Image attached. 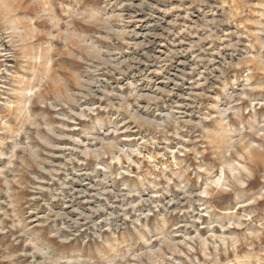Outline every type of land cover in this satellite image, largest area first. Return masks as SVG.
I'll return each mask as SVG.
<instances>
[{"label":"rangeland","instance_id":"obj_1","mask_svg":"<svg viewBox=\"0 0 264 264\" xmlns=\"http://www.w3.org/2000/svg\"><path fill=\"white\" fill-rule=\"evenodd\" d=\"M61 8L71 5L0 0V264L31 261L37 217L72 207L103 224L81 241L103 245L102 264H264V153L236 159L253 137L244 129L264 122L259 93L241 98L264 72V0H92L88 23L85 9L69 19ZM73 71L79 86L58 88ZM230 104L227 125L201 121ZM225 135L239 139L217 160ZM221 169L223 187L208 188ZM153 204L143 228L124 221Z\"/></svg>","mask_w":264,"mask_h":264},{"label":"clouds","instance_id":"obj_2","mask_svg":"<svg viewBox=\"0 0 264 264\" xmlns=\"http://www.w3.org/2000/svg\"><path fill=\"white\" fill-rule=\"evenodd\" d=\"M116 2V0H113ZM223 74V69L220 71ZM215 80H220V76H216ZM212 87H217L215 83L211 85ZM158 92H163V89H158ZM167 95H171L168 93ZM167 95L153 97L154 101H163ZM203 95V93L201 94ZM137 100L141 97H136ZM233 102L236 103L235 97H233ZM264 103H261V105ZM231 108H226L223 110H217L215 117L204 116V119H214L219 118V120L227 125L229 120V113L232 115H238L233 104H230ZM260 105V106H261ZM232 118V116H231ZM230 118V119H231ZM197 127L201 126V122L196 124ZM245 132H251L252 130L244 129ZM257 131H259L257 127ZM239 136L225 135L218 138L212 145L213 151L215 153V158L219 160L220 158H230L232 156L233 146L236 144ZM255 139L260 143H264V138L257 136L249 137V141ZM198 156L203 155V153H198ZM242 156V155H241ZM236 159H240V157ZM243 161V160H241ZM201 170V169H200ZM204 170V169H203ZM55 198V197H54ZM65 207H68L65 205ZM135 210V205L132 206ZM151 211V210H150ZM73 216L70 213H77ZM95 213L85 214L83 211H79L78 208H70L69 213H52L48 212L37 217V224L33 226L34 230L28 233V244L31 246V251L25 253V257L31 256V261L29 264H50L52 262L49 259V255L59 256H84L91 257L95 260V264H102V257L105 254V249L100 243H88L86 247L81 246V241L85 240L86 237L91 239L90 233H94L96 236H100L104 233V226L99 219L94 220L92 217ZM148 214L145 212H137L136 218L130 220L128 216H124V221H127L132 227L138 230L144 227L142 219H146ZM51 226L55 231H47L45 234V229ZM127 226V225H125ZM107 237L105 236V239ZM18 264H23V261L18 262ZM53 264V262H52ZM56 264H64L62 261H57ZM82 264H90L89 260L82 261Z\"/></svg>","mask_w":264,"mask_h":264},{"label":"snow or ice","instance_id":"obj_3","mask_svg":"<svg viewBox=\"0 0 264 264\" xmlns=\"http://www.w3.org/2000/svg\"><path fill=\"white\" fill-rule=\"evenodd\" d=\"M56 3H61V4H65V5L70 4L71 5V8H69L67 10H65L63 8L58 10L60 12H64V15L67 16L69 19H72V18L80 19L81 18L80 14L76 11H73V9H85L86 11H85L84 15H85V17H87V19H85V23L90 22V20H96L95 13L91 12L88 9V6L90 4H92V0H75V2H73V0H51L52 5H55ZM44 7L49 8L50 7L49 3H45ZM51 39L55 40L56 37L52 36ZM89 51H91V49ZM52 52H53V49L49 48V53H52ZM2 54L3 53H0V55H2ZM65 54H68L67 51L65 53H61V55H65ZM76 59H79V57H76ZM242 63H250V62L249 61H242ZM259 64H260V67L262 69H264V55L261 56ZM230 68H241V64L226 65L225 69H223V74H221V73L219 74L220 79H222L224 77L225 71H227ZM74 79L77 80V86H79V84H78L79 77L76 75L75 71H73L71 73V75L66 76L65 80L57 82V87L58 88L59 87L67 88L72 83V81ZM249 92L259 93V96H253L252 97L253 100L258 99L260 101H264V72H262L259 77H255V78L252 76L249 77V80L245 82V91H244V93H242L241 98L247 99L248 98L247 93H249ZM167 94L168 93H164V95H167ZM28 95L33 96L34 92H29ZM159 96H161V94L157 93V95L155 97H159ZM48 99L52 100V97L49 96ZM62 99H63V97H60L59 95H57L56 100L52 101V104H50L49 106H54L56 103L61 102ZM65 106H67V105H65ZM228 108H231V105H228ZM261 109L264 110V104L261 105ZM89 111H92V109L90 108ZM230 118H231V115L229 113V119ZM82 119H87V117L86 116L82 117ZM257 127H258L259 131H257ZM251 130L253 131L254 137L258 135L259 137L264 138V122L259 123V125L256 126L255 130H253V129H251ZM169 134L171 135V133H169ZM41 143H43V141H41ZM77 143H80V141L78 140ZM153 143H155V141H153ZM256 149H258L261 153H264V143L250 142V143L246 144L244 146L245 155H242L240 157V159L245 160V157H247L249 160H251L253 157V150H256ZM133 154L136 156H141V153L138 151L134 152ZM142 159L150 162L152 160V157L144 155L142 157ZM116 162H118V161H114V163H116ZM232 167H233V165H231V164L228 165V168L230 170L232 169ZM237 167H239L242 172L247 174L248 177H251L253 175V173L251 171H249L248 167H246L244 165H237ZM203 171H204L203 167L201 166V172H203ZM126 175H127V173H126ZM232 175L235 177L237 175V173L235 171H233ZM209 176L211 177V173H209ZM223 182H224V172H223V169H221L219 176L216 179H211V178L209 179L208 188L214 187V188L219 190L223 187ZM241 186H243V184ZM208 188H205L204 191L199 192L200 197H202V198H208L209 197L210 193L208 191ZM223 190L228 191V189L226 187H224ZM262 200H264V198H262ZM151 208H154V204L150 205V208H141L140 211L145 212L146 214H148L149 217H151L153 214L152 211H150ZM47 231H55V229H52L51 226H49L48 229H45V234L47 233ZM181 255H183V253H181ZM169 259H171V257H169ZM208 259H211V257H208ZM23 264H29V261L27 258H25L23 260ZM50 264H52V262H50Z\"/></svg>","mask_w":264,"mask_h":264}]
</instances>
